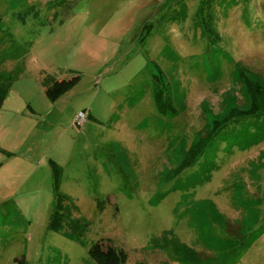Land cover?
Returning <instances> with one entry per match:
<instances>
[{
	"label": "rangeland",
	"instance_id": "1",
	"mask_svg": "<svg viewBox=\"0 0 264 264\" xmlns=\"http://www.w3.org/2000/svg\"><path fill=\"white\" fill-rule=\"evenodd\" d=\"M0 81V264H264V0H0Z\"/></svg>",
	"mask_w": 264,
	"mask_h": 264
},
{
	"label": "trees",
	"instance_id": "2",
	"mask_svg": "<svg viewBox=\"0 0 264 264\" xmlns=\"http://www.w3.org/2000/svg\"><path fill=\"white\" fill-rule=\"evenodd\" d=\"M148 67V66H147ZM157 74H153L150 73V76H152V78H156ZM80 76L78 74L77 71H72L71 76L67 77V78H61V79H57L54 78L53 76L46 74V77L44 79V86H45V93L47 95L48 98L50 99H54L56 98L60 93H62L63 91L69 89L70 87H72L73 85H75L77 83V81L79 80ZM255 92L253 91L255 98L258 99H264V88H260L259 86H257L255 88ZM257 90V91H256ZM7 93V86L0 81V106L1 103L5 97ZM154 97V101L157 105V109H159L160 112H164L166 110H168V106L166 105L165 101L162 100L161 101V96L160 95H155L153 94ZM260 100V101H261ZM161 101V103H160ZM263 103V107L262 108H258L260 110V113L264 112V102ZM165 104V105H163ZM161 109V110H160ZM165 109V110H164ZM254 110L251 114H257V110ZM89 115V114H88ZM87 119V118H86ZM228 121L225 122V124ZM58 164V163H57ZM52 164L51 165V173H52V186L56 187L58 186V183L60 181L61 175H62V168H60L59 165ZM65 199L64 196L58 194L56 195V206H55V211L52 215V219L50 222V227L51 228H56L57 226H59V221H60V214L58 212V206H59V202L61 199ZM56 213V214H55ZM228 229L231 230L232 232H235L234 234H237L238 237H240V233L239 232V225H228ZM89 256L91 257V259H93L97 264H124L126 261V253L123 249L117 247L116 245H114L113 241L109 238H101L99 240H97L96 242H94L88 250ZM22 264V263H21ZM137 264H144L143 262H139Z\"/></svg>",
	"mask_w": 264,
	"mask_h": 264
},
{
	"label": "built area",
	"instance_id": "3",
	"mask_svg": "<svg viewBox=\"0 0 264 264\" xmlns=\"http://www.w3.org/2000/svg\"><path fill=\"white\" fill-rule=\"evenodd\" d=\"M76 121L79 122V121H83L85 119V116L84 114H82V112H80L77 116H76Z\"/></svg>",
	"mask_w": 264,
	"mask_h": 264
}]
</instances>
